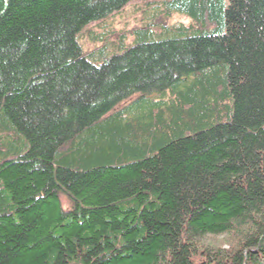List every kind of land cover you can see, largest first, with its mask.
<instances>
[{"label":"trees","instance_id":"trees-1","mask_svg":"<svg viewBox=\"0 0 264 264\" xmlns=\"http://www.w3.org/2000/svg\"><path fill=\"white\" fill-rule=\"evenodd\" d=\"M0 264H264V0H0Z\"/></svg>","mask_w":264,"mask_h":264},{"label":"rangeland","instance_id":"rangeland-1","mask_svg":"<svg viewBox=\"0 0 264 264\" xmlns=\"http://www.w3.org/2000/svg\"><path fill=\"white\" fill-rule=\"evenodd\" d=\"M138 5H141V3L137 2H130L126 6L123 7V9L117 13L114 14L108 18H106L100 26H96L95 24L88 25L85 30L84 34L81 38V44L84 48H92L96 46L99 42L97 41H89V33H92L95 37L103 36L110 38L111 35L117 31L120 30H130L131 28L135 26H139L145 21L155 20L156 22L159 19H163L164 22L168 23H187V18L183 15H179L178 13H174L170 15L169 17H164L163 12L161 8H157L158 14L153 17V19H148V16L143 15V12H141L137 7ZM150 10L155 11V6H152ZM152 13V12H151ZM150 15V14H149ZM159 18V19H157ZM63 204L65 205V202L63 201ZM222 238H225L224 236H218L213 239H215V243H219L222 246L227 245L223 241H221ZM219 241V242H218Z\"/></svg>","mask_w":264,"mask_h":264}]
</instances>
